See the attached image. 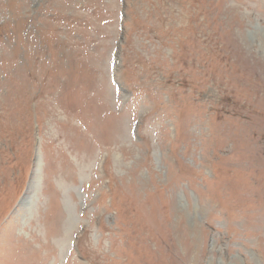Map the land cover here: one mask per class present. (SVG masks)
Masks as SVG:
<instances>
[{"label":"rangeland","instance_id":"1","mask_svg":"<svg viewBox=\"0 0 264 264\" xmlns=\"http://www.w3.org/2000/svg\"><path fill=\"white\" fill-rule=\"evenodd\" d=\"M0 149V264H264V0H0Z\"/></svg>","mask_w":264,"mask_h":264},{"label":"bare ground","instance_id":"2","mask_svg":"<svg viewBox=\"0 0 264 264\" xmlns=\"http://www.w3.org/2000/svg\"><path fill=\"white\" fill-rule=\"evenodd\" d=\"M61 99V101L64 103V107L66 108H68V109H72V105L73 104H69V103H66V102H72V101H68V99H64V98H62V97H60ZM95 138V137H94ZM6 142V141H5ZM1 150V149H0ZM1 157V156H0ZM2 157L3 158H5V160H6V164L9 162V157L7 156H5L4 154H2ZM11 159V158H10ZM2 161L0 160V167L2 166ZM11 164V163H10ZM13 166V165H12ZM5 170V169H4ZM3 170V171H4ZM1 174V173H0ZM5 174V173H4ZM1 177H2V175H1ZM4 183H2V187H4V185H6V184H8V181H6L5 182V184L3 185ZM32 188V185H30L29 186V189H31ZM0 189H1V191H2V188H1V186H0ZM29 195L30 194H28V195H26L22 200H21V205L24 207L25 205H26V202H27V199H28V197H29ZM23 201H25V203L23 204ZM86 213L84 212V214L83 215H85ZM72 215H69V217H68V223H72L73 222V220H72V217H71ZM56 224V223H55ZM72 227V226H74V225H69V227ZM67 228H68V226H67ZM68 230V229H67ZM67 233V232H66Z\"/></svg>","mask_w":264,"mask_h":264}]
</instances>
